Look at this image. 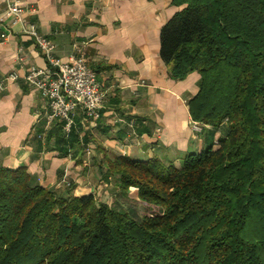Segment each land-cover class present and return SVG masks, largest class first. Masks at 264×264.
Masks as SVG:
<instances>
[{"label":"trees","instance_id":"1","mask_svg":"<svg viewBox=\"0 0 264 264\" xmlns=\"http://www.w3.org/2000/svg\"><path fill=\"white\" fill-rule=\"evenodd\" d=\"M173 3L161 57L176 79L200 72L191 118L221 133L180 165L105 153L103 180L139 207L0 164V264H264V0ZM63 123L34 136L82 162L90 137Z\"/></svg>","mask_w":264,"mask_h":264},{"label":"crops","instance_id":"2","mask_svg":"<svg viewBox=\"0 0 264 264\" xmlns=\"http://www.w3.org/2000/svg\"><path fill=\"white\" fill-rule=\"evenodd\" d=\"M7 2L0 0V79L11 71L20 77L0 83V164L25 166L36 182L53 188L63 189L65 179L78 185L76 192L91 184L107 200L114 185L98 170L105 153L158 155L180 165L186 153L203 150L221 133L191 125L188 100L199 90L200 72L176 79L161 57L162 27L181 8L173 0H20L25 18L56 41L60 57L84 43L106 92L100 118H88L81 109L74 114L80 137H90L83 142L82 162L74 152L56 149L54 136L40 147L36 128L46 135L54 121H48L47 101L24 76L30 65L48 62L34 38L5 15ZM129 117L143 118L149 130L139 133Z\"/></svg>","mask_w":264,"mask_h":264},{"label":"built area","instance_id":"3","mask_svg":"<svg viewBox=\"0 0 264 264\" xmlns=\"http://www.w3.org/2000/svg\"><path fill=\"white\" fill-rule=\"evenodd\" d=\"M5 15L21 24V31L32 36L37 47L47 59V66L32 64L24 78L39 90L47 101L48 121H64L63 128L69 131L75 123L74 114L81 109L88 118L98 119L106 100V92L98 79L97 71L91 66L84 43H75L68 58L56 53L57 43L49 35L38 29L37 23L25 18V6L20 0H7ZM20 77L17 71H11L0 79L1 85L7 80ZM129 124L136 127V119L131 118ZM195 130H201V122L191 118ZM160 129V128H159ZM44 137V133H39ZM70 184L69 180H65Z\"/></svg>","mask_w":264,"mask_h":264},{"label":"rangeland","instance_id":"4","mask_svg":"<svg viewBox=\"0 0 264 264\" xmlns=\"http://www.w3.org/2000/svg\"><path fill=\"white\" fill-rule=\"evenodd\" d=\"M99 170V169H98ZM100 171V170H99ZM100 174H101V172H99ZM101 177H102V174H101ZM103 179V178H102ZM66 180V179H65ZM65 180H63V185H64V187H66V185H68L66 182H64ZM70 182H72L71 180H70ZM73 183V182H72ZM73 184H75V183H73ZM105 186H106V184H105ZM83 187V189H88V190H91V191H94L95 193H97L98 191H99V189H98V191H97V189H93V186L91 185V184H86V185H84V186H82ZM76 188H78V185H76L75 184V188H74V190L76 189ZM97 191V192H96ZM102 193L101 194H96L97 195V197L99 198V199H101V198H103L102 196L104 195L103 194V191H101ZM111 198H109V199H107V200H109V201H113V200H116V201H118V202H122V203H124L126 206H128V205H137V207H139L140 205H139V203L138 202H136L137 201V199H136V192H135V189L133 188V190L131 191V193H130V195L128 196V197H121V196H119V194H118V189H117V187H113L112 189H111ZM101 197V198H100ZM104 200V199H103Z\"/></svg>","mask_w":264,"mask_h":264}]
</instances>
